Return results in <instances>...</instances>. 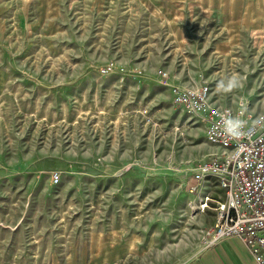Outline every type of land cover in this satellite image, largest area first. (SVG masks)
Returning a JSON list of instances; mask_svg holds the SVG:
<instances>
[{"label":"rangeland","instance_id":"obj_1","mask_svg":"<svg viewBox=\"0 0 264 264\" xmlns=\"http://www.w3.org/2000/svg\"><path fill=\"white\" fill-rule=\"evenodd\" d=\"M200 85L264 114V0H0V264H101L122 234L191 259V177L221 149L172 96Z\"/></svg>","mask_w":264,"mask_h":264},{"label":"built area","instance_id":"obj_2","mask_svg":"<svg viewBox=\"0 0 264 264\" xmlns=\"http://www.w3.org/2000/svg\"><path fill=\"white\" fill-rule=\"evenodd\" d=\"M159 75L166 78L162 71ZM172 97L177 107L199 118L207 141L221 149L198 163L188 189L190 217L214 212L203 243L234 237L256 264H264V114H252L246 99L235 108L211 105L207 85L174 86ZM230 120L244 122L242 135L228 131Z\"/></svg>","mask_w":264,"mask_h":264},{"label":"crops","instance_id":"obj_3","mask_svg":"<svg viewBox=\"0 0 264 264\" xmlns=\"http://www.w3.org/2000/svg\"><path fill=\"white\" fill-rule=\"evenodd\" d=\"M190 199V198H189ZM198 220L199 227L207 230L214 223V212L207 211ZM111 240V239H110ZM132 238L122 234V243L111 241L108 245H94L92 250L93 262L101 264H164V259L155 257L144 258L141 246ZM121 245V248H117ZM103 251L101 252L100 250ZM116 250H118L116 252ZM182 264H256L245 246L236 238L228 237L212 245L206 246L203 242L198 252Z\"/></svg>","mask_w":264,"mask_h":264},{"label":"clouds","instance_id":"obj_4","mask_svg":"<svg viewBox=\"0 0 264 264\" xmlns=\"http://www.w3.org/2000/svg\"><path fill=\"white\" fill-rule=\"evenodd\" d=\"M229 128L228 131L236 136L242 135L241 129L243 128L244 122L242 120H230L228 121Z\"/></svg>","mask_w":264,"mask_h":264}]
</instances>
